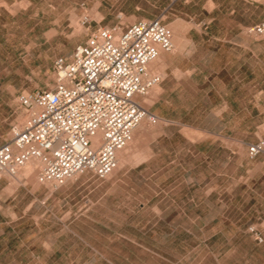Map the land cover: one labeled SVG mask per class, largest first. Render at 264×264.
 I'll return each instance as SVG.
<instances>
[{"label": "rangeland", "instance_id": "374dc122", "mask_svg": "<svg viewBox=\"0 0 264 264\" xmlns=\"http://www.w3.org/2000/svg\"><path fill=\"white\" fill-rule=\"evenodd\" d=\"M0 5V144L26 118L18 95L53 87L54 59L68 58L97 25L161 19L175 47L186 43L179 42L184 34L197 42L184 52V67L207 72L226 66L231 75L244 72L246 82L253 46L243 48V65L226 64L222 52L232 47L233 36L264 19V4L250 0L175 5L171 0H0ZM85 17L88 23L82 24ZM160 61L150 70L158 71ZM180 77L182 89L161 96L157 86L137 97L157 121L146 122L138 145H129L127 164L108 178L84 173L58 187L39 185L36 175L0 181V264H264V244L247 233L255 226L264 236V157H247V145L264 136V112L258 113L264 106L253 107L251 89L244 90L241 113L202 119L210 110L226 108L219 104L234 95L224 90L225 82L200 80L195 90L187 76ZM165 96L175 105L161 101ZM177 110L183 121L163 118L171 111L176 117ZM195 114L199 121H192ZM198 137L201 142L194 144Z\"/></svg>", "mask_w": 264, "mask_h": 264}, {"label": "built area", "instance_id": "2783aa9c", "mask_svg": "<svg viewBox=\"0 0 264 264\" xmlns=\"http://www.w3.org/2000/svg\"><path fill=\"white\" fill-rule=\"evenodd\" d=\"M245 33L264 37V19ZM172 50L171 31L161 19L97 25L68 58L54 59L53 87L18 95L26 118L13 125L0 144V180L14 177L29 163L36 164L39 185L58 187L84 173L100 180L109 177L117 168V153L131 142L140 123L157 121L137 97L160 82L149 67L161 53ZM247 155L264 157V136L247 145ZM247 232L256 244H264L257 227Z\"/></svg>", "mask_w": 264, "mask_h": 264}, {"label": "crops", "instance_id": "0c3cea01", "mask_svg": "<svg viewBox=\"0 0 264 264\" xmlns=\"http://www.w3.org/2000/svg\"><path fill=\"white\" fill-rule=\"evenodd\" d=\"M3 5H0V18L2 17V11H3ZM7 13L13 17L15 16V14L8 12ZM209 24V23H207ZM201 38H203L202 35H200ZM182 39L179 42H186L184 44H179L178 47H175V45L173 44V50L170 53H161L159 56L161 58V61L156 64L157 65V69L158 71L154 70L152 71L154 74H157L160 77V82L155 86V87H159V89L161 90L160 95L163 96V94L170 92L172 93L173 90L175 89H182V85L180 86V84L182 83V77H180V75H185L187 76V78L193 83L192 88L197 90L200 88L199 86V81L200 80H206L209 84L211 83H216L217 81H221V82H225V86H224V90L228 91L230 90V94L234 95L233 98L231 99V101L228 102H222L219 105H224L226 108H224L223 110H210L209 114L206 113V115L208 114L210 117H205L202 119L205 120H209V121H220L223 120L222 115H224L226 112H230L234 115H237L238 112H242V105H243V91L244 90H249L248 92V96H251L253 98H255L251 105H253V107H256L257 110L259 109V107L264 106V56L263 58H259L258 55L259 53L264 54V37L262 38H254V37H250L248 35H246L245 33H241L239 35H235L232 37V39H230L228 42L229 44L232 46L231 48L223 51L222 53H224L225 58H226V64H229L230 62H232V60H234L235 63H240V65L244 64L243 61V48L248 46V45H252L253 46V50L251 51V54H255V56H253L251 59V61H249L250 63H247L249 65L250 68V74H251V78L249 79V81H243L244 77H243V73L240 70H236L233 75H231V73L228 70V67H218L215 69H209V71L205 72V68L204 67H200V66H190V67H184V65H182V60L185 59V55L184 52L186 50H188L190 47H195L197 43L193 37L189 34H184L181 36ZM204 37H207V35H204ZM210 40V42L214 41L215 39L213 37H209L208 41ZM207 41V42H208ZM200 42H204V40L202 39ZM219 51L217 50L215 54H217ZM163 54H169V58H166L167 56L163 55ZM216 60L218 61L217 57ZM221 71V72H220ZM220 74H224L225 77L224 79L221 78L219 75ZM246 78V77H245ZM231 82V85L226 86L227 84H229ZM207 83V84H208ZM250 83L251 86L254 84L255 86L250 87ZM208 84V87H209ZM173 85H175V88L173 87ZM211 86V85H210ZM250 87V88H249ZM254 89L257 92H254ZM256 94L255 96H253V94ZM227 93L225 92V95ZM247 95V94H246ZM171 99L167 98L165 96L164 99H161V101L165 102V104L173 106L175 105V103L173 102V98L170 97ZM184 102L179 103L177 102L176 105L180 106L183 105ZM212 104V103H211ZM193 105H195V103H193ZM238 108L241 109V111H238ZM239 109V110H240ZM264 111L263 110H259V114H262ZM181 111L180 113L176 112V117H174L173 112L171 111V116H163V118L166 121H183L184 119L182 117H180ZM201 118L198 116V114H195L192 121H199ZM236 119V118H234ZM194 130L196 132H203L202 130H200V128H194ZM200 136V135H199ZM202 137H198L196 138V140L194 141V144L201 142ZM239 155V154H238ZM248 157V155H247ZM261 156L256 157L254 159H250L248 157L249 160H257L259 159ZM240 158V157H239ZM236 158H234V161ZM241 161V159L239 160V162ZM139 166V165H138ZM5 177H3L2 179H4ZM1 179V180H2ZM0 180V181H1ZM104 180V179H103ZM248 233V232H247ZM49 262V261H48Z\"/></svg>", "mask_w": 264, "mask_h": 264}, {"label": "bare ground", "instance_id": "6f19581e", "mask_svg": "<svg viewBox=\"0 0 264 264\" xmlns=\"http://www.w3.org/2000/svg\"><path fill=\"white\" fill-rule=\"evenodd\" d=\"M160 57H158L156 60H158ZM155 60V61H156ZM154 61V62H155ZM146 122L147 119H144L140 125L136 128V130L133 133V137L131 142L120 152L117 153V168L116 170H119V168H121L122 166L125 165V163L128 161V150L130 148L129 145H133L134 143L136 144L138 140H140V136L144 134L146 130ZM146 134V133H145ZM144 136V135H143ZM142 136V137H143ZM139 143V142H138ZM138 145V144H136ZM136 145L134 147H136ZM127 164V163H126ZM24 173L21 174L20 172H18L14 177H10L8 176L12 181L14 182H18V180L23 176V177H28L29 175H36V168L33 167V165L31 163H29L25 168H24ZM7 176V175H6ZM111 176V175H110ZM36 177V176H35ZM108 178V177H107Z\"/></svg>", "mask_w": 264, "mask_h": 264}]
</instances>
